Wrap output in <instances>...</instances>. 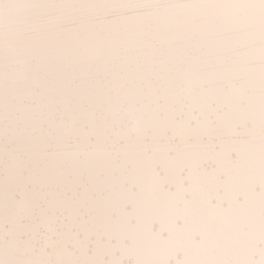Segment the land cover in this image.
I'll list each match as a JSON object with an SVG mask.
<instances>
[{"label":"snow or ice","instance_id":"obj_1","mask_svg":"<svg viewBox=\"0 0 264 264\" xmlns=\"http://www.w3.org/2000/svg\"><path fill=\"white\" fill-rule=\"evenodd\" d=\"M0 264H264V0H0Z\"/></svg>","mask_w":264,"mask_h":264}]
</instances>
